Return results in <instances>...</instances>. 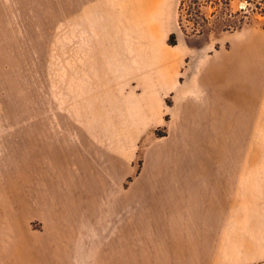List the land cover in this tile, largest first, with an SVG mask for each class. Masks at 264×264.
Returning <instances> with one entry per match:
<instances>
[{"label":"rangeland","instance_id":"rangeland-1","mask_svg":"<svg viewBox=\"0 0 264 264\" xmlns=\"http://www.w3.org/2000/svg\"><path fill=\"white\" fill-rule=\"evenodd\" d=\"M250 27L264 0H0V264H48L14 240L38 234L45 199L99 182L173 195L126 228L110 215L95 264H264Z\"/></svg>","mask_w":264,"mask_h":264},{"label":"crops","instance_id":"crops-1","mask_svg":"<svg viewBox=\"0 0 264 264\" xmlns=\"http://www.w3.org/2000/svg\"><path fill=\"white\" fill-rule=\"evenodd\" d=\"M254 38L264 39V29L256 32L250 27V41ZM91 185L94 186L81 188L101 190L93 192L95 195L92 197L89 191H85L81 193L87 195L68 198L56 195L45 199L38 234L32 229L33 235L19 237L14 240L15 244L32 247L35 251L42 250L43 253L34 254L33 258L44 260L48 264H95L94 254L110 250L106 242L110 230V215H118L120 223L123 220L126 228L128 211L149 217L164 214L166 207L159 200L173 195L162 191V187L156 186L159 184L155 182H135V192H131L129 186L124 189L123 194L120 193L118 199H111L109 192L104 191L110 189L109 182ZM129 199L135 200L134 205ZM123 237L126 238L125 233Z\"/></svg>","mask_w":264,"mask_h":264},{"label":"bare ground","instance_id":"bare-ground-1","mask_svg":"<svg viewBox=\"0 0 264 264\" xmlns=\"http://www.w3.org/2000/svg\"><path fill=\"white\" fill-rule=\"evenodd\" d=\"M140 110V109H139Z\"/></svg>","mask_w":264,"mask_h":264}]
</instances>
